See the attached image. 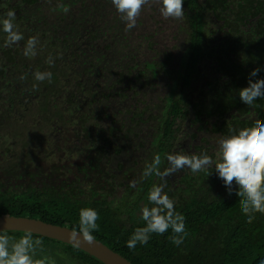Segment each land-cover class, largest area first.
<instances>
[{
  "label": "trees",
  "instance_id": "obj_1",
  "mask_svg": "<svg viewBox=\"0 0 264 264\" xmlns=\"http://www.w3.org/2000/svg\"><path fill=\"white\" fill-rule=\"evenodd\" d=\"M109 5L111 0L0 1V20L9 10L14 11L16 30L24 36L18 44L5 47L6 34L0 25V216L35 218L78 231L80 209L92 208L100 217L99 230L92 233L95 239L132 264H261L264 261V215L256 214L254 221L248 223L241 212L239 197L235 195L238 187L234 184L233 194L228 195L214 167L210 175L193 174L186 169L180 182H187V188L170 194L176 211L185 217L188 235L183 244L173 245L169 230L162 236L153 234L146 245L138 244L130 250L126 241L137 227L145 226L141 209L154 206L147 199L153 176L144 177L145 181H139L135 187L125 184L124 190V182L115 179L107 181L102 188H63L47 180L45 173L38 171L39 167L33 163L37 156L35 149L41 143H58L69 127L77 135L79 123L77 105L68 107L59 100L57 93L61 97V92L67 91L60 87L57 93L48 94V81L38 83L32 74L50 71L52 80L63 81L66 73L59 63L64 65V70H69L80 61L73 53L62 49L60 28L65 19L84 14L91 6H97L98 14L99 7L104 9ZM183 11L185 16L181 22L192 27L198 39L207 32L212 40L215 34L218 38L223 36V41L218 42L228 58L239 59L241 65L228 61L229 67H225L222 57L220 67L209 63L199 70L201 65L193 58L176 64L171 73L167 67L151 66L152 71L139 75L137 90L145 92V96L138 95L130 101L133 107L129 110L130 122L116 137L112 133L104 137L103 129L96 137V142L108 137L101 150L110 148L108 164L112 168V153L117 149L119 155L139 151L147 139L153 140L149 154L153 157L159 154L161 166L167 163L165 157L174 146L179 148L178 152L207 153L216 160L220 137L234 134L231 129L238 132L250 127L257 119L264 121V98L257 99L251 106L239 98V91L248 86L249 79L252 82L264 79V0H184ZM33 36L40 41L38 54L25 57L24 45ZM49 56L54 59V66L46 63ZM256 68L261 71L250 77ZM162 74L179 84L183 92L155 106L150 79ZM23 75L26 78L22 80ZM34 84H37L36 89H33ZM170 88L171 95L175 96L173 85ZM89 95L91 106L93 92ZM103 120L102 116L89 117V121L108 127ZM181 130L190 132L182 134ZM198 131L201 134L196 136ZM187 149L190 152L186 153ZM115 162L117 171L121 172L117 155ZM0 233L18 239L25 232ZM35 239H40L42 244L37 247L34 259L48 260V264L51 261L52 264H103L76 247L33 234Z\"/></svg>",
  "mask_w": 264,
  "mask_h": 264
},
{
  "label": "flooded vegetation",
  "instance_id": "obj_2",
  "mask_svg": "<svg viewBox=\"0 0 264 264\" xmlns=\"http://www.w3.org/2000/svg\"><path fill=\"white\" fill-rule=\"evenodd\" d=\"M152 4L158 3L152 0ZM105 7L104 9L99 7L97 14V6H91V9L89 8L90 10L88 9L84 14L65 19L60 28L62 49L73 53L77 61H80L74 63L69 70L68 68L64 70V65L59 63L66 77L63 81L48 82V94L53 91L57 93L60 87L67 91L61 92V97L59 93L57 94L59 100L68 107L77 105V114H75L79 129L78 134L75 135L73 129L69 127L67 132H63L58 143L50 141L41 143L35 149L37 156L33 163L36 161L39 169L42 168L41 162L45 163L47 169L41 172L45 173L46 179L63 188L78 187L85 190L102 188L107 181L115 179L124 182L122 186L124 190L127 187L125 184L129 185L131 181H135V186L139 181H145L143 172L153 158L148 151L153 140L147 139L146 145L139 151L131 150L119 155L117 149L115 153L117 159L121 161V172H118L115 153H112L114 158L112 168L108 164L110 148L101 150L109 140L108 137L102 142H96V137L101 129L104 137L111 133L116 137L130 122L129 110L132 111L133 108L130 101L137 99L138 95L145 96V92L141 93L137 90V77L142 73L150 72L151 66L163 69L167 67L168 72L171 73L179 62L195 58L200 63L199 70H201V67L208 66L209 63L220 67L222 57L225 67H229L228 61L241 65L239 59H234L232 56L228 58V54L218 42L223 41V36L218 38L215 34L212 40L207 32L204 37L198 39L193 28L185 25L181 20L161 18L159 4L153 9L155 12L151 16L146 10L148 6H145L136 27L128 32L125 31V23L121 21L114 6L111 4ZM157 72L162 73L160 70ZM64 73L60 74L64 77ZM150 82L154 86L151 90H153L152 100L156 101L155 106L170 101L183 92L179 84L165 78L163 74L150 79ZM170 85H173V91H176L175 96L171 95ZM91 92H93V102L90 106ZM146 93L148 94L149 91ZM91 116L94 119L102 116L108 127L89 121ZM243 117L248 118L244 115ZM65 119H68L67 115ZM189 132L190 130L186 132L181 130L180 133ZM200 134L198 131L195 135ZM171 150V154L181 153L175 146ZM188 152L189 149L186 153ZM160 167L163 170L167 167V163ZM185 171L186 169L165 178L170 186L167 184L164 192L169 197L170 194L173 195L187 188V182H180ZM153 177V184L162 183L158 177L155 175Z\"/></svg>",
  "mask_w": 264,
  "mask_h": 264
},
{
  "label": "clouds",
  "instance_id": "obj_3",
  "mask_svg": "<svg viewBox=\"0 0 264 264\" xmlns=\"http://www.w3.org/2000/svg\"><path fill=\"white\" fill-rule=\"evenodd\" d=\"M160 5L159 12L163 19L183 20L184 0H156ZM111 4L125 23V31H131L136 27L137 20L145 6L151 7L152 0H111ZM68 11L67 8L64 9ZM16 14L9 10L6 17L0 20L2 31L6 34L4 46L10 47L24 40V36L18 30L14 21ZM40 41L37 37H29L24 45L23 55L25 57H35L37 46ZM46 63L54 66V59L49 56ZM261 71L256 68L250 73V77H255ZM34 80L43 83L47 80L52 82L50 71H36L33 74ZM26 75L20 77L25 79ZM37 84L33 85V89ZM239 98L245 105L251 106L254 101L264 98V79L252 82L249 79L248 86L239 91ZM234 134L220 137L217 141V159L207 153L196 154H167L165 159L167 167L161 170L162 159L159 154L153 157L150 164L145 167L143 176L145 178L155 175L162 183L153 184L148 192L149 204L154 205L149 208L144 206L141 209V219L145 226L137 227L130 238L126 241V246L134 250L137 245H146L151 236L164 235L171 230L169 237L171 243L177 247L184 243L188 233L185 225V217L176 211L175 201L171 199L164 188L167 186L166 177H170L177 172L188 169L193 174L204 172L208 175L214 167L218 177L223 181L228 195L233 194V185L238 187L235 195L239 197L241 212L247 217V222L252 223L256 214L264 215V121L257 119L250 127L235 130ZM130 187H135V181H131ZM99 214L92 208H82L79 212V228L73 230V236H79L87 243L91 244L95 237L94 231L99 230L97 221ZM11 241V243H10ZM42 244L40 239L33 240V234L26 232L21 237L12 238L6 233H0V264H46L45 259H34L37 247ZM264 264V261L261 262Z\"/></svg>",
  "mask_w": 264,
  "mask_h": 264
},
{
  "label": "water",
  "instance_id": "obj_4",
  "mask_svg": "<svg viewBox=\"0 0 264 264\" xmlns=\"http://www.w3.org/2000/svg\"><path fill=\"white\" fill-rule=\"evenodd\" d=\"M74 229L67 226L47 223L39 219L22 216H0V232H31L61 243L76 247L103 264H132L120 254L114 252L108 246L97 239L89 244L79 236H73Z\"/></svg>",
  "mask_w": 264,
  "mask_h": 264
},
{
  "label": "rangeland",
  "instance_id": "obj_5",
  "mask_svg": "<svg viewBox=\"0 0 264 264\" xmlns=\"http://www.w3.org/2000/svg\"><path fill=\"white\" fill-rule=\"evenodd\" d=\"M155 3V1H154ZM158 4H152L151 7H147L146 10H148V14L151 16L152 13H154L155 11H153V9L157 6ZM162 18V17H161ZM41 161V160H40ZM34 164L36 165V167H39V164H36V161H34ZM42 164V168L40 170L36 169L35 167H32V170H38V171H42L43 169H47L45 166V163L41 162ZM51 264L53 263L52 261L50 262ZM46 264H48V260H46Z\"/></svg>",
  "mask_w": 264,
  "mask_h": 264
}]
</instances>
